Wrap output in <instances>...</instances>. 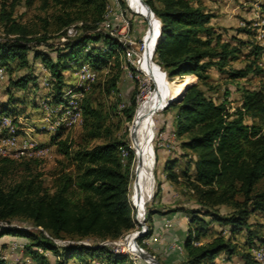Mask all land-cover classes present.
I'll list each match as a JSON object with an SVG mask.
<instances>
[{
    "label": "trees",
    "instance_id": "trees-1",
    "mask_svg": "<svg viewBox=\"0 0 264 264\" xmlns=\"http://www.w3.org/2000/svg\"><path fill=\"white\" fill-rule=\"evenodd\" d=\"M57 1L62 12L56 19L61 30L65 28L64 35L71 25H76L78 34L67 37L61 48L54 49L55 57L31 46L33 32L13 17L14 4L10 9L2 4L0 20L6 33L16 37L0 41V66L8 73L12 87L26 89L37 81L32 59H41L54 80L56 94L53 101L59 103L68 85L64 72L70 67L69 62L87 61L96 68H104L121 46L115 37L97 31L104 20L108 0ZM137 1L153 21L151 29L147 19L146 40L153 32L151 60L159 68L152 63V69L162 80L161 84L155 85L156 102L167 94L156 110H163L173 89L176 88L177 98L185 91L179 102L171 104L177 112L170 121L169 130L178 138L176 150L179 155L186 156L184 151L190 150L197 156L192 159L195 174L186 171L184 175L186 189L180 193L184 205H165L162 182L157 184L156 191L149 188V196L155 191L157 205L147 210L151 233L155 230V213L183 212L189 217V226L182 242L185 255L179 264H206L222 253L230 257L235 255L237 245L234 240L239 233H245L247 238V251L241 253L243 260L246 264H258L249 250L254 244H264V237L254 231L249 220L256 214L264 217V188L258 187L264 178V131L259 123L247 124L246 117L264 120V90L240 87L242 104L231 113L224 101L219 103L209 94L208 90L213 89L208 82L209 71L214 66L224 70L229 62L238 59L241 48L223 42L221 36L216 35L210 25L215 15L201 3L195 4L197 0H144L154 15L143 2ZM120 3L127 8L126 0H120ZM45 23L47 26L48 21ZM120 26L121 22L113 21V27ZM36 41L39 44L48 42V36L43 35ZM259 49L255 51L256 56ZM16 60L18 63L14 64ZM115 66L116 71L108 74L105 82L95 83L94 91L105 96L119 91L123 70L120 61ZM23 69L27 71L20 74L19 70ZM159 69L170 77L183 78L170 82ZM261 71L255 59L245 68L228 73H231L230 78L237 79ZM194 75L199 82L192 84ZM229 94L227 89L226 100ZM123 103V108L116 105L112 111L116 109L122 119L129 121L135 112V91H132L130 101ZM111 116L102 103L95 105L86 97L81 141L63 139L65 131L52 136V142L67 163L63 162L62 168L52 173L51 186L46 185L42 173L33 169L32 165L38 160L0 157V222L5 224L0 225V238L12 236L26 240L25 251L30 253L34 264H70L77 254L86 253L90 259L106 258L112 264H138L130 262L125 255L111 254L105 247L83 244L59 247L52 239H92L96 243L103 239H118L134 227L129 193L139 154L128 140L116 134ZM135 117L131 124L134 131ZM124 151L128 152L125 159ZM156 156L158 162V149ZM175 165V158L165 162L167 178L181 184L183 181L174 171ZM146 203L147 199L142 201L141 209ZM221 206L230 211L222 213ZM17 221L42 228V231L37 235L15 225ZM214 224L227 226L229 234L219 231L210 241H203ZM48 251L55 255L54 261L46 254ZM0 264H4L1 256Z\"/></svg>",
    "mask_w": 264,
    "mask_h": 264
},
{
    "label": "rangeland",
    "instance_id": "rangeland-1",
    "mask_svg": "<svg viewBox=\"0 0 264 264\" xmlns=\"http://www.w3.org/2000/svg\"><path fill=\"white\" fill-rule=\"evenodd\" d=\"M132 2L133 0H127V8L122 7L123 12L126 14L125 17L128 20V24L116 34L115 38L119 42L121 49L117 50L116 54L110 58L108 66H105L104 68H96L92 63L87 61H80L78 64H76L74 61H71L68 63L70 67L64 72V74L68 83L67 87L65 88V90H67L68 88H76L79 84L78 72L79 69L83 67V65L90 64L97 70L98 78L92 83V86L86 97L91 99L93 104L97 105L102 103L106 109L110 110L112 115L110 120L116 126V134L124 137L125 140H128L131 144V148L134 149L131 139V124L134 120L137 109L149 98V95H151L154 89V83L139 68V56L142 55L144 46L143 37L146 33V30L149 28V23L146 17L134 12L129 8ZM194 3H201V5H203L206 10L212 12L215 15L212 18L210 25L213 27L216 35L221 36V40L223 42H230L233 46H239L241 48L238 59L229 62L224 70H220L215 66L212 67L209 71L210 78L208 79L210 86L213 88L208 90L209 94H211L213 98H215L219 103L224 101L228 110L233 113L242 104V91L240 90V87H245L251 90H264V70L260 66L259 67L262 69V71L259 74H250L245 78L232 79L229 76L231 73H228L233 72L235 69L245 68L255 59L258 65V61L264 53V48L261 46V44H259V42L264 44V40L259 41L257 38L258 35H261L264 31V0H197ZM2 4H6L8 9H10V7L14 4L13 17L20 23L25 24L33 32V34L30 36L33 39L30 42L31 46L46 50L51 53L53 57L56 56V51L54 49L61 48L63 46L65 41L62 40V37L66 36L64 35L65 28L61 30L59 22L56 19V16L62 12L61 4L58 3L57 0H0V11ZM107 10H110L111 13V9L108 8ZM45 21H48L47 26ZM79 25H81V23H79ZM251 25L256 26L251 28ZM76 29L78 34V28L76 27ZM77 34H75L73 37L77 36ZM43 35L48 36V42H41V44L37 43L36 40L42 38ZM15 37L16 35H8L6 33L4 29V23L0 20V41L7 40L9 38L13 39ZM240 41H244L243 44L240 43ZM258 49L259 54L256 56L255 51ZM89 50L90 49L88 48L87 51ZM32 61L35 62L33 66L35 74L37 75V81L36 83H30L26 89L12 87L8 80V73H5L3 78L0 77V117L11 116L15 119L14 121L18 123V126L21 129L24 128L27 130L30 128L33 131L43 135L40 136V141L48 139L47 142L51 143L53 150L50 151L49 155L44 158H36L28 154L20 155V157L11 156L19 160H38V163L33 164L32 167L35 171L42 173L46 181V185L51 186L52 173L55 170L62 168L64 165L63 162L67 163V160L62 154H60L57 145H52L51 137L55 133H51L44 128V120L46 119L47 112H45L44 107H42V102L48 101L47 99L50 98L52 101L50 102L51 104H57L53 101V96L56 94V92L53 91L54 80L52 79L50 69L41 61V59L36 61L32 59ZM117 61H120L121 69L123 70L121 81L119 83V91L115 90L111 92L109 96L100 94L98 90L94 91L95 83L98 81L105 82L107 80V75L111 74L112 71H116L115 64ZM16 63H18L17 60L14 64ZM0 69L5 71L4 67L2 66H0ZM26 71V69L19 70V73L21 74ZM162 71L165 73L166 78L169 79L170 82L175 83L179 79L183 78L182 76L170 77L163 69ZM46 82L51 84L49 88L47 87ZM198 82V77L194 75V81L192 84ZM204 88L208 89V87ZM227 89L230 91V94L226 100L225 92ZM132 91H135V112L132 119L126 121L125 119H122V114H117L119 112L116 109L112 111V108L116 105L119 107L123 102H129ZM214 91L216 92L214 93ZM176 112L177 109L170 104L165 109L158 111L154 117L156 131L154 138L155 152L158 149V162L156 161L154 173L155 191L157 184L164 182V174L166 173L162 158V151L166 149V144L169 141L171 142V140H174L176 149L179 148L177 136L175 135L173 137V132L169 130L170 121ZM140 118L141 116L136 117V128L133 132L134 136L137 134ZM144 122L145 120L143 123ZM253 122L261 124L264 131V120L260 118L252 119L250 117H246L247 124H252ZM21 133H23V131H21ZM46 134H49V136ZM6 135L7 133L5 131L0 132V147L2 146V139L6 137ZM62 138H68L74 140L75 142H80L82 139V125L65 131ZM39 143L42 144L41 142ZM184 152L186 153V156L179 155L177 150L170 153V156H173L172 158L176 159L174 171L182 177L183 182L181 184L176 183L177 186L175 187V190L180 193H182V191L184 192L186 189V177L184 176L185 172L188 171L190 175L195 174V166L192 163V159L197 157L196 154L190 150H186ZM0 157H3L1 152ZM133 170L134 176H132L131 179L129 193L131 203L135 190L134 181L136 176V167H134ZM20 171H23V169ZM16 178L17 176L15 179ZM258 187L264 188V178L260 180ZM154 195L152 199L146 204V210L157 207L154 200ZM174 198L175 196L172 193H167L165 205L167 207L184 205L183 197L177 198L175 200ZM220 211L222 213H227L230 211V208L221 206ZM154 219H160V214L155 213ZM249 222L252 224L254 231H257L258 235L264 237V217L261 214H256L250 218ZM1 223L2 222H0V225H5L4 223ZM14 224L25 227L37 235H40V231H42V228L32 226L26 222L17 221ZM44 233L47 235L46 231ZM132 236L128 238V243L133 241ZM62 240L79 241L73 238H64ZM86 240L92 243L95 242L92 239ZM246 241L247 238L245 233H239L236 236L234 243L237 245V252L235 255H233L231 264H246L241 256V253L247 251L245 246ZM155 244L160 243L151 242L148 245L142 246L146 251L159 259L162 264H165L163 258L159 254V251L154 248ZM25 245L26 240H23L20 237L4 236L0 238V256L4 261V264H34L30 253L25 251ZM46 254L52 259V261H54L55 255L52 252L48 251ZM126 256L130 262L133 263L154 264V262L150 259H146L145 261L142 258H138L130 254ZM138 256L142 257L140 254ZM223 256L225 258L228 257V255L225 253ZM93 260L94 259L89 258L87 253L80 255L77 254V256L71 260L70 264H93Z\"/></svg>",
    "mask_w": 264,
    "mask_h": 264
},
{
    "label": "built area",
    "instance_id": "built-area-1",
    "mask_svg": "<svg viewBox=\"0 0 264 264\" xmlns=\"http://www.w3.org/2000/svg\"><path fill=\"white\" fill-rule=\"evenodd\" d=\"M104 20L101 22L97 31H102L108 33L113 37H116V34L120 32L127 24L128 20L125 17L126 14L122 10V5L120 0H108L107 9ZM113 21L121 22L119 28L113 27ZM256 25H251V28H254ZM77 34L76 25H71L67 29V35L62 37V40L66 41L67 37H73ZM259 41L264 40V31L262 34L257 37ZM263 38V39H262ZM264 48V44L259 42ZM258 65L264 70V53L258 61ZM5 71L0 69V77L3 78ZM79 84L76 88H68L64 91L61 101L57 104H51L50 98L43 101L42 104L45 112H47L46 119L44 120V128L51 132L57 133L59 131H68L73 128H76L83 124V103L86 98L88 91L90 90L92 83L98 78L97 70L90 64H85L78 72ZM47 87L51 85L46 82ZM124 103H121L120 107L123 108ZM51 114V115H50ZM53 114V115H52ZM51 116V117H50ZM15 119L11 116H2L0 117V132L5 131L7 133L6 137L2 139V146L0 147V152L4 157L19 156L20 155H30L38 158H44L49 155L51 148L47 145L40 144L37 142L26 129H21L18 126V123L14 121ZM22 123V121H21ZM29 132H33L32 129L28 128ZM23 131V133H21ZM175 133H173V137ZM166 149L169 153L176 150L174 140L169 141L166 144ZM128 156V152H123L124 159ZM13 158V157H11ZM132 208V217L134 221V227L128 231L126 234L122 235L119 239H103L98 242H90L86 239L75 241V240H62L59 238H52L57 246H67L71 244H83L86 246H100L105 247L111 254L114 255H136L130 252V249L127 246L128 238L133 233L137 236L135 237L134 245L139 247L142 251H146L142 245H148L151 242L163 243L164 233L174 226V220L172 218L165 217L164 223L161 227V230L157 235L151 233L150 222L148 219V214L146 210V205L139 211V209L131 203ZM147 204V203H146ZM189 222V217H186ZM3 224V223H1ZM223 234H229L228 230H225ZM48 235V234H47ZM169 247L172 249H178L180 251L184 250L182 244L177 241H172L169 243ZM250 254L252 258L258 264H264V244L252 245L250 247ZM140 258V257H138ZM146 261V260H145ZM93 264H112L106 258H95Z\"/></svg>",
    "mask_w": 264,
    "mask_h": 264
},
{
    "label": "crops",
    "instance_id": "crops-1",
    "mask_svg": "<svg viewBox=\"0 0 264 264\" xmlns=\"http://www.w3.org/2000/svg\"><path fill=\"white\" fill-rule=\"evenodd\" d=\"M129 8L131 10L134 8L133 2ZM148 30H146L143 40H146ZM156 99H157V95H153L152 100L148 102L147 106L154 104L156 102ZM158 111L160 110H156V109L153 110L151 112V117L145 120L141 128V136H142L143 144L145 143L144 149L148 156V161L150 164V180H151L152 186L155 185L154 173H155V166H156V161H155L156 152L153 146V139L156 134L154 117ZM26 132H28L37 142H41L44 145H49V147L51 148V151L53 150L51 143L47 142L48 139H45L44 141L42 140L40 141L41 139L40 136H43L42 134L36 131L29 132V129H27ZM46 135L49 136V134H46ZM51 141H52V137H51ZM52 145L56 146V144H54L53 142H52ZM172 157L173 156H170V153L168 152L167 149H164V151H162V158H163L164 165H165V162L169 158H172ZM144 172H145V164L142 158V154L140 153L137 157L136 176H135V181H134L135 191L132 196V202L137 208L140 203V199H139L140 198V183H141ZM179 180L182 181L181 176H179ZM176 186H177L176 182H174L171 179H168L167 173H165L164 182L162 183V196L166 197L167 193H172L175 196V198H180V192L175 190ZM187 216L188 215L183 212H175L171 214H160V219H155L154 235H157L159 231L161 230L165 217L172 218L174 220L173 228L164 233L163 243L155 244V247H154L156 250L159 251V254L163 258V261L165 264H179L183 260V257L185 255L184 250L180 251L178 249H172L169 247V243H171L172 241H177L178 243L182 244L184 238L187 235V230L189 226V222L186 218ZM213 227H214L213 230L210 232V234L207 237L203 239V241H210L216 235L217 232L223 231V230L225 231L229 229L227 226H222L219 224H214ZM223 254H220L214 260L207 261L206 264H231L233 260L232 259L233 256L231 257L228 256L225 258Z\"/></svg>",
    "mask_w": 264,
    "mask_h": 264
},
{
    "label": "bare ground",
    "instance_id": "bare-ground-1",
    "mask_svg": "<svg viewBox=\"0 0 264 264\" xmlns=\"http://www.w3.org/2000/svg\"><path fill=\"white\" fill-rule=\"evenodd\" d=\"M140 1L143 2L142 0H140ZM133 4H134V8L132 10L134 12H136V13L143 14L149 20L150 28L152 29L153 28V21L149 17V15L146 13V11L143 9V7L140 4H138L136 0H133ZM159 24L161 25L160 21H159ZM153 42H154V35H153V32H151V34L148 37V39L147 40H143V43H144L143 45L144 46H143V53H142L141 56H139V68L144 74H146L153 81L154 89H155V85L156 84H161L162 80H161V77L159 76V74L155 73L153 71V69H152V63H153L152 60H151L152 52L150 50L152 49ZM153 56H154V54H153ZM154 89H153L151 95H149V98L142 105H140L139 109L137 110V112L135 114L136 117L137 116H141L140 122H139V125H138L137 134L135 136L133 135L134 134L133 133L134 129H133V127H131L132 145H133V147L135 149L136 154H140V153L142 154V158H143L144 164H145V172L143 174V177H142V180H141V183H140V198H139L140 199V203H139V206H138L139 211H142V209H141L142 201L147 199L148 202H149L152 199L153 195H154V194H152L150 196L148 195L149 188L151 187V188H153L155 190V185L152 186L151 183H150V181H151L150 180V164H149V161H148V156H147V154L145 152V149H144V144H143V140H142V136H141V127L143 125V121L146 120L147 118H150L151 117V112L153 110L157 109V107L167 97V94L165 93L164 97L160 101H157L154 104H152L150 106H147L148 102H150L152 100V98H153ZM176 94H177V91H176V88H175V89L172 90L171 95H170V99L167 102V104L164 106L163 109H165L170 102L176 101L178 99L177 98L178 96L176 97ZM136 117H135V120H136ZM154 138H155V136H154ZM153 146H154V139H153ZM132 235L131 236L133 238V241L127 243V246L130 249V252L132 254H134L137 257H139L138 255L139 254L143 255V253H142V251H140L134 245L135 237L137 235L134 234V233ZM140 258L144 259L143 257H140Z\"/></svg>",
    "mask_w": 264,
    "mask_h": 264
},
{
    "label": "water",
    "instance_id": "water-1",
    "mask_svg": "<svg viewBox=\"0 0 264 264\" xmlns=\"http://www.w3.org/2000/svg\"><path fill=\"white\" fill-rule=\"evenodd\" d=\"M143 1V3L146 5V7L148 8V10L151 12V13H153V11H152V9L148 6V4L144 1V0H142ZM154 14V13H153ZM160 34H161V27H160ZM157 43H158V41H157ZM157 43H156V45H155V47H154V54H155V51H156V46H157ZM184 94H185V91H184V93L176 100V101H172V102H170L169 104H168V106L170 105V104H172V103H174V102H179L182 98H183V96H184ZM155 161H157V156H155ZM140 251H142L139 247H137ZM142 253H143V255H142V257L144 258V260L145 259H150V260H152V261H154V263L155 264H162L161 262H160V260L159 259H157L153 254H151V253H149L148 251H142Z\"/></svg>",
    "mask_w": 264,
    "mask_h": 264
}]
</instances>
